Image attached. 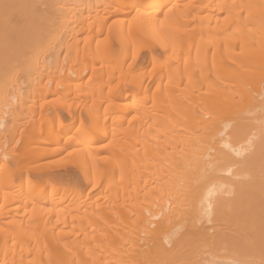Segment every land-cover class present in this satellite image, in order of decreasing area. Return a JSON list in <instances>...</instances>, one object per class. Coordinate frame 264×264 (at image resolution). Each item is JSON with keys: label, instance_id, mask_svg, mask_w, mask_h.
Segmentation results:
<instances>
[{"label": "bare ground", "instance_id": "6f19581e", "mask_svg": "<svg viewBox=\"0 0 264 264\" xmlns=\"http://www.w3.org/2000/svg\"><path fill=\"white\" fill-rule=\"evenodd\" d=\"M1 132L0 264H264V0H0Z\"/></svg>", "mask_w": 264, "mask_h": 264}, {"label": "rangeland", "instance_id": "374dc122", "mask_svg": "<svg viewBox=\"0 0 264 264\" xmlns=\"http://www.w3.org/2000/svg\"><path fill=\"white\" fill-rule=\"evenodd\" d=\"M152 28L153 27L148 28V31L151 32ZM141 32H142V30L141 29L139 30L136 27L135 28L133 27L128 31L129 34H131V33L139 34ZM147 75H149V74L147 73ZM98 100H99V98H98ZM118 115H122V114L118 113ZM126 117H129V116L126 115ZM19 133L16 132L15 136L11 137L10 133L3 132L2 134H4V135L2 137H0V139H1L0 145H2L1 144V142H2L3 143L2 146H4V147L1 146L4 151H0V174L1 173L2 174L11 173L10 170H12V166L15 163H19L22 160H24V153L29 148L28 144L25 143V139L27 137V136H25L26 135L25 133H27V132H24V133L21 132L20 134ZM108 141L110 142V139L105 140L103 143L104 144L109 143ZM53 147L56 148L57 146L54 145ZM58 156L59 157H57V156L55 157V159L58 160V162L56 161L57 162L56 163L55 159L53 158L54 159L53 161L55 164L53 162L52 163L50 162L51 164L49 165V167H51V165H52L53 168L55 167L56 169L57 168L62 169L63 165H64V168L69 166V167H71V168H69L70 171H74L73 172L74 177H72L71 179L67 178V179L62 180V182H63L62 184L64 185V187H67L70 190H77V191L82 190L84 192L89 191L92 181L95 180L96 178H99L97 173L93 171L92 167L86 168L88 181H89V184H86V181L82 178L81 174L79 173V170L75 167V165L71 161L63 159L65 157V154H64V156L62 154L58 155ZM60 156H63V157H60ZM126 157H127V159H130L129 151L126 153ZM60 159L62 161H60ZM3 166H4V168H3ZM64 168H63V171L65 169H67L68 167L65 169ZM50 169H52V168H50ZM61 169H59V170H61ZM25 174H26V171H24L22 173V175H25ZM31 176H35V174H33L31 172ZM54 179L55 178H52V177H48V178L44 177L43 181H44V183H46V182L52 181ZM56 180H59V179H56ZM101 195L102 194L96 195L99 198L98 203H97L99 206L94 207L93 209L90 210V212H92L95 216L100 211L98 207H101L102 205L105 206L108 204V201L107 200L105 201L103 199V196L101 198ZM83 199H86V197H84ZM66 205H67V203L62 204L56 208L46 205L44 208V211H45L44 220L47 219L48 221L50 220V222H54L57 218H60L62 215H64V212H67ZM20 214H21V217H17V218H15V220H9L8 225H5L2 227L3 233L4 232L6 234L8 233L7 235H11V237H12V236H16L18 234H27V233L33 232L32 224L27 223V221L29 220V216L27 214H23V212H20Z\"/></svg>", "mask_w": 264, "mask_h": 264}]
</instances>
